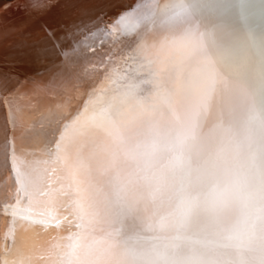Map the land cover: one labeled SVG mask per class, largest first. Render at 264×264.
Listing matches in <instances>:
<instances>
[{"label":"bare ground","instance_id":"bare-ground-1","mask_svg":"<svg viewBox=\"0 0 264 264\" xmlns=\"http://www.w3.org/2000/svg\"><path fill=\"white\" fill-rule=\"evenodd\" d=\"M16 3H0V35L19 39L33 19L42 38L54 18L86 25L97 7ZM144 7L152 30L116 25L135 34L123 70L91 72L101 56L82 49L4 113L18 79L0 76V201L10 164L18 189L0 264H264V0ZM37 48L12 61L59 54Z\"/></svg>","mask_w":264,"mask_h":264},{"label":"water","instance_id":"water-1","mask_svg":"<svg viewBox=\"0 0 264 264\" xmlns=\"http://www.w3.org/2000/svg\"><path fill=\"white\" fill-rule=\"evenodd\" d=\"M91 1L93 2L91 5L96 4L97 7L94 11H92L93 13H90V15L93 14V17L89 18L86 25L77 24L76 22H72L71 19H67L66 26H62L61 19L58 20V18H54L52 23L49 25L50 28L44 31L45 33L42 38H39L37 37V25H39L41 29L47 28V25L44 22L45 20L39 19L37 21V19H33L35 22L33 25L34 32L31 34L32 36L29 35L27 37V34L25 33L24 39L16 38L17 30H7L5 33L0 35V76L18 79V82L13 86V88L8 90L2 97L3 105H1V110L3 109V113L6 105H9L7 104L8 100H16V98L21 99L23 94L22 92L29 87H31L33 90H37L38 86V88H41L39 92H43L42 87L46 86L41 85L43 79L49 74H55L56 77L58 75L56 73V69H61L67 59L79 57L82 54V49L87 50L89 55L91 54L92 56H101L96 59V65L93 64L90 67L91 72H94V70L97 71V69L102 72L104 70L105 64H109L110 61H116L119 63L117 67L121 69L123 66L128 64L127 56L131 51V43L128 47L125 45V43L132 42L135 38V34L134 32L133 34L131 33L129 35L123 34V30L116 29V25H120L119 18L123 16L124 25L122 26L123 28H121L124 29V27L127 26L125 21L128 18L126 17H129L130 19V17L133 16V20L135 21L134 23H136V28L143 31L147 28H151L152 30L151 25L153 22H155V9H146L144 7L150 0ZM16 2L17 0L1 1V6H4V10L2 11L12 12L14 8L16 10V8L22 6V4L18 5ZM73 11L77 13L78 9L74 8ZM1 16L2 15H0V17ZM155 25L157 26L158 24ZM135 31H137V29ZM38 35H40V33ZM41 43L50 44L53 48L57 47L59 54L55 57L58 59L54 61V63L52 62L55 58H52L44 64H39L38 68L36 67L37 63L35 64L36 68H32L33 66L29 62H22V64L17 65L12 61L11 57L13 55H19L23 50V53L30 50V52L35 55L38 49L37 45L41 46ZM59 60L60 62H58ZM18 61L19 64L20 60ZM84 90L86 91V89ZM84 93H82V95ZM57 144L58 142L48 146V153L51 151L55 152L57 150ZM8 152L9 154L11 153V148L8 149ZM8 160L9 163H11V158ZM8 172L10 174L11 184L7 182L8 178L6 176ZM6 173L7 174L4 178L6 196L2 201H0L1 240H4L5 236L3 237V234L6 232V230L3 229V225L5 222H9L11 219L10 213L12 206L15 204L16 190H18L17 188H14L16 184H14V180L17 176V172L15 168L13 169L11 164L9 165V170ZM4 241H6V238Z\"/></svg>","mask_w":264,"mask_h":264}]
</instances>
